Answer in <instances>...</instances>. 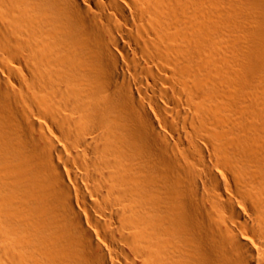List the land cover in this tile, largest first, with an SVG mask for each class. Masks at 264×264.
Returning <instances> with one entry per match:
<instances>
[{"label":"bare ground","instance_id":"bare-ground-1","mask_svg":"<svg viewBox=\"0 0 264 264\" xmlns=\"http://www.w3.org/2000/svg\"><path fill=\"white\" fill-rule=\"evenodd\" d=\"M0 264H264V0H0Z\"/></svg>","mask_w":264,"mask_h":264}]
</instances>
